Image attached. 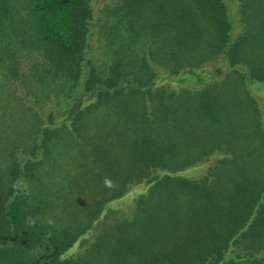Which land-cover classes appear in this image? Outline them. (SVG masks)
<instances>
[{
	"label": "trees",
	"instance_id": "trees-1",
	"mask_svg": "<svg viewBox=\"0 0 264 264\" xmlns=\"http://www.w3.org/2000/svg\"><path fill=\"white\" fill-rule=\"evenodd\" d=\"M150 1L128 0V7H142ZM227 1L186 0L182 8H157L154 27L173 35L177 44L168 59L175 63L170 70L176 75L170 79L181 86L179 91L157 84V71L145 53L131 58L133 69L127 68L122 57L128 47L123 45L125 50L120 46L113 49L111 64L99 71L92 56L85 55L90 44L88 0L30 3L54 76L77 89L68 106L50 114L51 123L39 128L33 152L48 147L52 137L60 135L58 126L74 132L98 105L121 100L122 108L110 115L126 114L127 118L116 121L125 132L117 129L113 142L112 131H108L110 142L104 152L98 141L92 146L93 154L98 155L96 163L100 162V184L107 178L119 180V185L95 204L111 211L118 208L114 204L120 205L118 200L130 185L150 183L146 192L132 199L137 210L132 223L139 227V234L122 231L117 235L134 242L128 256H137L143 264H264V126L257 99V93L264 94V0H239L237 12L227 9ZM2 7L0 0V10ZM214 55L219 57L217 64L199 62ZM162 67L163 73L169 71ZM125 75L130 78L125 80ZM130 98L138 105L131 108ZM243 105L252 111L247 116L250 125L237 109ZM227 111L231 119L244 121L242 129H228ZM115 123L109 124L112 130ZM239 133L257 142V174H250L242 162L235 174L229 171L233 160L227 161L226 150L240 146ZM216 147L221 158L208 166V172L199 177L182 173L203 157L209 158ZM32 167L27 161L28 172ZM215 168L229 175L219 179L218 185L209 179ZM226 180V188L220 187L219 182ZM9 196L0 189V240L11 243L0 251L2 257L8 256L5 264L86 263L63 255L76 235L65 240L54 229L42 225L33 229L20 201ZM133 201H125L127 207ZM243 240L249 248L262 252L251 250L227 257L225 251ZM111 249L116 251V246L112 244Z\"/></svg>",
	"mask_w": 264,
	"mask_h": 264
},
{
	"label": "rangeland",
	"instance_id": "rangeland-1",
	"mask_svg": "<svg viewBox=\"0 0 264 264\" xmlns=\"http://www.w3.org/2000/svg\"><path fill=\"white\" fill-rule=\"evenodd\" d=\"M30 3L31 0H3L0 10V189L10 195L11 200L17 198L20 201L33 229L39 225L54 229L65 240L76 235L73 244L63 255L84 260L85 264H143V260L137 256H128L134 242L124 235H117L122 231L131 232L130 235L139 234L136 232L139 227L132 223L137 213L133 200L140 192H146L150 183L130 185L124 198L118 200L120 205L114 204L118 208L111 211L95 204L96 199L100 203L104 196L116 191L119 185V180L110 182L107 178L105 180L110 182L108 186L105 180L100 184V162L96 163L98 155L93 154L92 146L98 141L102 146L100 151L104 152L103 147L110 142L109 138L106 139L108 131H112L110 138L116 141L117 129L121 130V125H116V121L127 116L125 113L119 117L110 114L122 108L121 100L117 104L106 102L98 105L91 114L83 117L74 132L58 126L60 135L52 137L48 147L42 146L33 152L39 128L51 123L50 114L68 106V101L76 96L77 89L69 86V81L64 82L59 76H54V68L46 55L45 44L38 32V21L30 9ZM185 3L186 0H152L133 9L128 7V0H88L91 11L88 18L90 44L85 55L89 53L99 71H105L111 64L110 52L118 46L128 47L127 52L123 48L126 56L122 58L130 70L133 69L131 58L145 53L147 62L154 65L157 71V84L168 91H179L181 86L170 79L174 74L170 68L175 63L168 59L171 48H177L174 36L164 34L154 25L158 18V7L164 6L170 10L176 6L182 8ZM226 6L229 11L237 12L239 0H228ZM218 58L214 55L199 62L203 65L217 64ZM184 63L189 62L181 64ZM162 66L169 71L163 73ZM123 78L126 80L130 77L125 75ZM130 99L133 100L131 108L132 104L138 105L136 99ZM257 99L261 102L260 119L264 126V94L257 93ZM237 109L242 110L241 116L246 117L244 121L250 125L251 119L247 117L252 112L250 107L243 105L237 106ZM224 119L228 129H242L244 121L241 118L235 119L233 116L231 119L227 111ZM110 123H115L114 130L113 125L109 126ZM121 131L125 132V129ZM239 136L240 146L226 150L227 161L233 160L229 171L235 174L237 164L242 162L250 174H257L260 168L257 142L251 138L245 139L244 133H239ZM213 142L219 144L216 140ZM218 149L216 147L209 158L203 157L182 173L202 176L209 171L208 166L219 162L221 154ZM27 161L33 164L30 172L25 168ZM212 176L209 179L214 185H218L219 179L229 178L221 168H215ZM227 184L228 180L219 182L222 188H226ZM127 200L133 201L129 207L125 203ZM10 244L0 240V251ZM112 244L116 246V251L111 249ZM251 250L255 254L262 252L249 248L246 240H243L241 245H234L225 253L229 257ZM1 255L0 264H5L8 256ZM122 258L129 259L124 261Z\"/></svg>",
	"mask_w": 264,
	"mask_h": 264
},
{
	"label": "clouds",
	"instance_id": "clouds-1",
	"mask_svg": "<svg viewBox=\"0 0 264 264\" xmlns=\"http://www.w3.org/2000/svg\"><path fill=\"white\" fill-rule=\"evenodd\" d=\"M109 181L108 180H105V184H106V186H108L109 185Z\"/></svg>",
	"mask_w": 264,
	"mask_h": 264
}]
</instances>
